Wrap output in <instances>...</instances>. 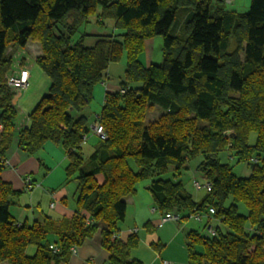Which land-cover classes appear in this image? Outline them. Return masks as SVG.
<instances>
[{"label":"trees","instance_id":"1","mask_svg":"<svg viewBox=\"0 0 264 264\" xmlns=\"http://www.w3.org/2000/svg\"><path fill=\"white\" fill-rule=\"evenodd\" d=\"M227 1L0 0V170L17 118L7 77L18 47L33 40L42 50L35 62L50 85L19 131V146L31 156L48 142L62 146L66 175L77 182L72 217L44 216L30 224L10 212L11 198L23 190L0 176V264H68L71 247L98 232L110 252L107 264H144L131 256L138 233L114 235L126 218V197L147 179L161 213L184 220L209 212L217 221L212 233L188 231L187 264H264V0H250L244 12L227 9ZM93 18L100 25L110 20L114 30L81 31ZM154 37L162 38V60L147 66L145 41ZM124 54L123 80L105 93L96 114L106 139L84 156L91 131L84 110ZM156 105L161 114L145 123ZM226 149L249 165V174L237 175L220 159ZM198 156L211 190L196 200L181 180L161 175L170 165L180 175ZM53 231L58 238L50 241ZM151 246L159 251L165 245Z\"/></svg>","mask_w":264,"mask_h":264},{"label":"crops","instance_id":"2","mask_svg":"<svg viewBox=\"0 0 264 264\" xmlns=\"http://www.w3.org/2000/svg\"><path fill=\"white\" fill-rule=\"evenodd\" d=\"M240 1L234 0L233 4L237 6ZM248 1L244 0L242 6H246V3L249 5ZM156 39L157 37H154L145 41V50L142 54V57H145V59H142V61L147 66L155 63L157 58L162 60V57L153 56L154 45L157 42ZM28 43L25 47L19 48L17 53H15L10 72L18 76L21 68L28 69L29 85L26 88L13 90L16 93L13 100L17 109L16 129L12 145L6 154L9 164L1 168L0 176L10 182L15 189L23 190L22 194L11 198L10 212L16 220L20 222L26 220L31 224L35 219L42 220L44 216H47L53 220L61 221L72 217L76 211L77 182L74 178H68L66 175L65 167L68 163V156L65 149L56 143L48 142L38 154L31 156L19 146V131L29 126V112L48 91L50 85V79L34 60L37 54L42 53V50H40L37 44L38 53L34 54L33 59H28L29 50L28 53L25 52V48H28ZM110 78L108 75L106 81H102L94 87V99L88 107L95 101L100 103L102 107L105 93L119 88V84L114 83ZM86 115L89 119L92 118L88 111ZM96 142L97 139L87 149H85L86 143H83L84 156L89 155L93 151ZM27 175H30L34 182L33 187L29 190L25 184V177ZM96 178L99 182L103 181L101 174H97ZM149 184V179L139 182L137 192L126 197V218L120 223V231L118 233L120 238L125 239L132 233L131 229L136 227L138 228V235L140 229L145 231L146 242L149 245L160 241L167 246L170 241L155 230L156 227L163 224L161 223L162 213L155 208ZM195 199L199 200L200 198L196 196ZM52 203H54V206H51ZM200 222H203V225L205 224L204 219ZM146 223L147 225H145ZM179 223L178 226L172 224L175 228L173 235L183 230L187 224L181 225ZM48 237L50 241H55L58 238L54 231L50 232ZM139 237L141 242V236L139 235ZM35 249V246L28 247V254L32 255ZM109 256L110 252L100 244V233L98 232L78 247L77 253L71 256L68 264H107Z\"/></svg>","mask_w":264,"mask_h":264},{"label":"rangeland","instance_id":"3","mask_svg":"<svg viewBox=\"0 0 264 264\" xmlns=\"http://www.w3.org/2000/svg\"><path fill=\"white\" fill-rule=\"evenodd\" d=\"M232 1H234V0H228L227 1V3H228L226 5L227 9H229V10L237 9V11H239V12H244V11H247L249 9L247 3H246V6H242V3L244 0H241L240 2H238L237 6L234 4H231ZM108 23H106V25H100V24H97L93 18V20H91V22H88L81 27V31L85 30L88 32H93L94 34L111 33L114 30V25H113V23L110 24V20H108ZM156 41L157 42L154 45L155 47H154V55L153 56L154 57L155 56L162 57L161 56L162 55V49H161L162 47H160V46H162V38L157 37ZM28 42H29L28 43L29 49L25 48V50H26L25 52L28 53V50H29L28 59H33V57L35 56L34 54L38 53V45H39L40 50H41V45H40L39 41L29 40ZM90 42H91V39L88 40L87 44H89ZM19 48H21V47H18V49ZM18 49H17V51H18ZM17 51L15 53H17ZM37 56H38V54H37ZM35 58H34V60H35ZM142 59L144 60L145 57H142ZM155 61H156L155 63H159L161 60H159L157 58V60H155ZM13 62H14V56H13ZM125 62H126V56L124 54L121 61L116 62V63H112L110 65L109 76L111 77L110 79L114 83L119 84L123 80ZM22 71H26L27 80L24 83H22L21 85H16V86L10 85L8 83L12 90L20 89V88H26L29 85V70L26 68H21L18 76H15L14 74L9 73L7 78L8 79H10V78H14V79L16 78L17 79L20 77V74ZM100 109H101V105H100V103H98L96 101L94 103H92L89 107L85 108L84 112L87 113V111H88L92 117L91 119H89V122L91 125L95 121H97V120H95L98 117V115H96V113H98L100 111ZM161 112H162V109L160 107H158L157 105L154 106L152 109H150L147 112L145 123H148L149 121L157 119L159 117V115L161 114ZM0 128H1V126H0ZM104 138L106 139V136H104ZM104 138H103V136L101 137L100 135H98L94 129H91V131L88 134V137L86 138V141H85V143H86L85 149H87L88 147H91L94 144V141H96V139L98 140V139H104ZM255 140H256V132L253 131L250 135V143H254ZM219 157L224 162L228 161V162L232 163L234 165L233 170L237 175L241 176V175H245V174L250 173L251 169L247 163L235 161L236 156L234 155V151L232 152V151L226 149L225 152L221 151L219 153ZM200 161H201V157H199V156L191 159L187 163L188 167L185 169H182L180 175H177L173 165H170L168 171L163 173L161 175V177L165 178V179H171L174 182L181 180L184 184V187L189 192H191L195 197L199 196V198L201 199V197H203L207 191H206V189H199L198 190L197 187L195 186L194 181L204 182V181H208V180L203 176V173L200 170V167H199ZM254 161H256V160L254 159ZM4 163H5L4 166L8 165L9 160L6 159ZM27 178L31 179L30 183L27 182ZM142 181H144V180H142ZM142 181H140V182H142ZM25 184H26V188L28 190L33 187L34 182H33L30 175H27L25 177ZM51 206H54V203H52ZM208 213L206 212L205 215L202 217V219L205 220L204 225H203V222H200V221L194 219L193 215H191V217H188L187 219L181 220L180 223L175 222V221H167V222H164L161 226L156 227L155 230H157L161 236H163L164 238H167V240L170 241L167 246L165 245V246L161 247L159 249V251L157 249L152 248V246L146 242V233H145V231H143V229H140L139 235L141 236L142 241L140 242L139 246L136 249H133L131 251V256L141 258L145 264H162L164 259H169L173 264H186L187 263L186 241H187L188 231H190L192 229L203 231V226L207 227V225L211 224V222L217 223V221L215 219H213L212 217H210V214L208 215ZM178 223L181 225H185L186 223L187 224L183 230L179 231V233H177L176 235H173L175 233V228L172 226V224H176L178 226ZM133 229H136L138 231V228L135 227V228L131 229V232ZM78 247H79L78 245H73L71 247L72 255L77 253ZM197 248H198V250L203 249L201 246H197Z\"/></svg>","mask_w":264,"mask_h":264},{"label":"built area","instance_id":"4","mask_svg":"<svg viewBox=\"0 0 264 264\" xmlns=\"http://www.w3.org/2000/svg\"><path fill=\"white\" fill-rule=\"evenodd\" d=\"M26 71H22L21 74H20V77L19 78H10L8 79V83L10 85H21L22 83H24L26 80H27V76H26ZM91 129H94L95 132L100 135L101 137L103 136H106L105 135V132H104V128L103 126L101 125V123L99 121H95L92 125H91ZM27 182L30 183L31 182V179L30 178H27ZM195 183V186L197 187V189H206V191H210L211 190V183L209 181H194ZM214 210L211 208L210 209V213H213ZM196 220L198 221H201L202 220V215L197 213V214H194L193 216ZM167 221H175V222H179L181 221V217L179 214H173V213H162L161 215V222L164 223V222H167ZM208 232L212 233L213 232V226L211 224L207 225V227H205ZM137 230L136 229H133L132 230V233H136ZM114 237L116 238H120L119 236V233L115 234ZM51 247L54 249V250H57V247L55 245H51ZM162 264H173L169 259H164Z\"/></svg>","mask_w":264,"mask_h":264}]
</instances>
